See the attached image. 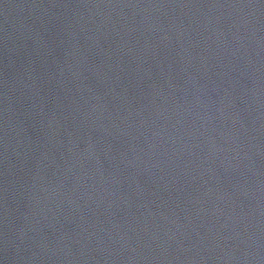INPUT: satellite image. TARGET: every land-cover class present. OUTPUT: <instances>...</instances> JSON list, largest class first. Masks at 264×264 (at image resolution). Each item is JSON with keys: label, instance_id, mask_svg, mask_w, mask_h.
<instances>
[{"label": "water", "instance_id": "1", "mask_svg": "<svg viewBox=\"0 0 264 264\" xmlns=\"http://www.w3.org/2000/svg\"><path fill=\"white\" fill-rule=\"evenodd\" d=\"M0 264H264V45L152 134L1 215Z\"/></svg>", "mask_w": 264, "mask_h": 264}]
</instances>
